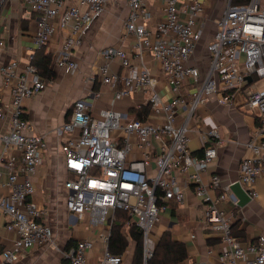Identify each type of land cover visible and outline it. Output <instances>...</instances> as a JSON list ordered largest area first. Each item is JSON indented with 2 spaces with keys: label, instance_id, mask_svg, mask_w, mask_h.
I'll return each mask as SVG.
<instances>
[{
  "label": "built area",
  "instance_id": "built-area-1",
  "mask_svg": "<svg viewBox=\"0 0 264 264\" xmlns=\"http://www.w3.org/2000/svg\"><path fill=\"white\" fill-rule=\"evenodd\" d=\"M22 1L39 15L34 32L38 47L51 41L55 21L68 30L54 61L66 73L76 72L79 62L75 50L109 0ZM126 1V29L135 36L134 50L115 45L100 47L98 56L102 63L98 72L103 83L118 88L115 98L139 88L148 90V103L160 119L129 118L115 108H104L97 117L87 99L75 100L70 119L57 128L59 135L64 134L61 149L69 172L64 181L66 208L78 220L105 227L106 248L97 260H91L88 253L98 239L85 238L66 249L65 256L70 264H122L124 255L108 249L116 211L121 209L129 215L127 225L134 223L142 231L143 264H147L154 250L150 234L162 212L168 209L167 202L184 201L185 189L178 180V171L194 184L196 194L206 203V222L221 233L227 245L221 252L222 263L264 264V235L255 240L240 239L232 233V220L220 207L227 197L238 202L232 184H223L218 174H212L211 185L220 188L219 194L212 197L203 182L201 172L208 169L222 143L217 126L208 118L203 119V124L210 126L205 131L208 137L201 155L191 151L188 135L190 121L199 106L213 98L219 104L231 105L237 94L245 92L258 126L246 143L251 154L241 162L239 182L252 198L257 197L256 182L264 172V86L256 84L257 80H264V0L225 1L223 13L215 20V34L208 43L210 65L203 77L200 68L189 61L204 33L207 0H164V18L154 26L145 0ZM7 2L0 0V25ZM3 45L4 41H0ZM145 52L161 65L174 94L172 99L166 100L158 92L157 79L144 61ZM32 56L33 53L23 66L17 59L0 62L4 85L11 91L10 105L0 98V120L10 111L7 129L0 128V177L7 174L6 182L0 180V210L9 218L6 228L19 234L13 246L1 253L0 264H12L25 250L50 245L54 240L52 226L43 219L45 210L34 199L36 185L32 175L42 162L48 141L25 116L24 102L44 89L48 81L31 62ZM116 60L129 69L127 74L111 70ZM96 74L90 78L96 80ZM185 84L194 91L184 95ZM180 109L185 113L178 120ZM10 147L18 149L20 157L6 156ZM136 149L139 156L132 155ZM21 176L24 178L20 181ZM6 183L10 185L9 192L5 190Z\"/></svg>",
  "mask_w": 264,
  "mask_h": 264
},
{
  "label": "crops",
  "instance_id": "crops-1",
  "mask_svg": "<svg viewBox=\"0 0 264 264\" xmlns=\"http://www.w3.org/2000/svg\"><path fill=\"white\" fill-rule=\"evenodd\" d=\"M186 1V0H182ZM222 2V1H221ZM217 0H207L203 15L205 29L202 38L198 41L196 50L189 63L200 68L202 77L210 65L208 43L212 40L215 31V20L223 10ZM146 6L152 12L151 25L164 18V0H145ZM129 6L126 0H109L103 14L98 17L87 30L81 45L75 50V57L79 62V68L74 73H66L55 65V54L59 51L61 41L67 35L68 30L59 26L55 21L56 30L47 44V50L52 53L53 67L56 78L47 82L44 89L24 102V113L29 118L36 131L45 134L48 147L43 153L41 164L32 175L36 185L34 199L44 208L43 219L54 230V240L50 245H36L21 253L19 259L12 264H70L65 256L70 240L78 241L85 238L98 241L93 250L88 253L91 260H97L101 252L106 248L103 233L105 227H94L86 220H78L70 215L66 208L64 181L69 177L65 167L64 155L61 144L63 135H59L57 128L68 121L73 112L76 99L85 98L90 104L92 114L101 116L104 108H115L124 112L129 118L140 114L146 120H159L149 107L148 90L135 89L132 94L115 98L118 89L112 84L101 81L99 66L102 59L98 56V49L103 46H121L128 51L134 50L135 36L128 33L126 20ZM38 14L29 10L22 0H8L0 25V62L8 63L19 60L21 66L29 62L30 55L38 48L34 41V32ZM144 61L150 68L152 76L157 79V89L164 99H172L174 94L167 84L166 75L161 65L149 52L144 53ZM112 71L125 75L129 69L120 65L116 60L112 64ZM98 72V73H97ZM96 74V80L90 76ZM258 86H264V80H257ZM119 88L122 87L120 84ZM191 85L185 84L182 93L188 95ZM100 96H96V93ZM0 98L2 102L10 105L11 91L4 85L0 74ZM149 107V108H148ZM148 109V110H147ZM69 113V116L67 114ZM183 109L178 111V120L181 119ZM217 126L222 143L218 147V154L213 158L208 169L201 172L203 182L208 186V192L216 197L220 188L211 185V175L218 174L223 184H232L239 181L241 175V162L244 157L251 154L247 147V141L254 136L258 126L256 113L247 104L245 92L237 94L231 105L219 104L215 98L203 104L193 114L189 124V147L196 155L203 153V147L207 142L205 131L208 124H203V119ZM10 120V111H7L3 120H0V128L7 129ZM2 146H0V152ZM139 150L132 155L139 156ZM6 156L20 157V151L14 147L7 149ZM178 180L185 189V198L182 203L174 200L168 201V209L162 212L155 223L150 238L155 248L162 233L170 229L175 239L184 241L188 248V258L178 264H223L221 252L227 247L219 231L213 230L206 222V203L196 194L194 184L188 180V176L176 171ZM23 176L19 180H23ZM2 182L7 181V174L1 175ZM6 192L10 191V185L5 184ZM257 197L252 198L244 206L238 205L232 198L227 197L220 203V207L226 211L232 223L238 224L243 231L244 239L255 240L260 234L264 235V172L257 179ZM9 220L0 210V256L11 246L19 234L15 230H8L6 222ZM79 221V222H78ZM127 232V226L123 230ZM78 235V238L75 236ZM135 249L131 242L124 255L122 264H131Z\"/></svg>",
  "mask_w": 264,
  "mask_h": 264
},
{
  "label": "trees",
  "instance_id": "trees-1",
  "mask_svg": "<svg viewBox=\"0 0 264 264\" xmlns=\"http://www.w3.org/2000/svg\"><path fill=\"white\" fill-rule=\"evenodd\" d=\"M249 0H233L234 3H244ZM31 62L38 68L41 76L48 82L56 78V71L53 67V56L47 50V44L38 47L31 58ZM257 80V78L255 77ZM150 107V104H149ZM148 107V108H149ZM148 110V109H147ZM69 116V113L67 114ZM137 118L145 119L142 115H136ZM129 215L121 209L116 211L115 220L113 222L108 249L114 254H124L131 242H134L135 249L131 264H143V235L142 231L136 224H128ZM127 226V232L124 228ZM232 233L240 239H244V233L238 228V224L232 223ZM76 241L70 240L67 245L75 244ZM188 258V248L184 241L175 239L170 229L165 230L158 240L152 256L147 260V264H178Z\"/></svg>",
  "mask_w": 264,
  "mask_h": 264
},
{
  "label": "water",
  "instance_id": "water-1",
  "mask_svg": "<svg viewBox=\"0 0 264 264\" xmlns=\"http://www.w3.org/2000/svg\"><path fill=\"white\" fill-rule=\"evenodd\" d=\"M249 82H252V77L248 76L247 77ZM231 189L233 191V194L235 195V197L238 199V205L240 206H244L245 204H247L252 197L250 196V194L248 193V191H246L241 183L239 181H236L234 183H232L231 185Z\"/></svg>",
  "mask_w": 264,
  "mask_h": 264
},
{
  "label": "rangeland",
  "instance_id": "rangeland-1",
  "mask_svg": "<svg viewBox=\"0 0 264 264\" xmlns=\"http://www.w3.org/2000/svg\"><path fill=\"white\" fill-rule=\"evenodd\" d=\"M218 1H220V2L222 1L220 4H221V9L223 10L224 7H225V5H226L227 0H217V2H218ZM225 1H226V2H225ZM78 222H79V221H78ZM75 238H78V235H76Z\"/></svg>",
  "mask_w": 264,
  "mask_h": 264
}]
</instances>
